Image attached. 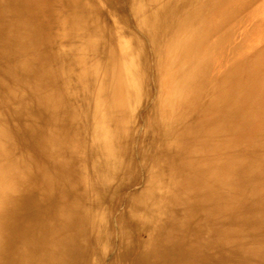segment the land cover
<instances>
[{"label": "bare ground", "instance_id": "6f19581e", "mask_svg": "<svg viewBox=\"0 0 264 264\" xmlns=\"http://www.w3.org/2000/svg\"><path fill=\"white\" fill-rule=\"evenodd\" d=\"M263 57L264 0H0V264H264L219 145Z\"/></svg>", "mask_w": 264, "mask_h": 264}, {"label": "rangeland", "instance_id": "374dc122", "mask_svg": "<svg viewBox=\"0 0 264 264\" xmlns=\"http://www.w3.org/2000/svg\"><path fill=\"white\" fill-rule=\"evenodd\" d=\"M231 74L240 79L241 85L236 81L231 86L234 94L231 102L223 105V118L219 122L220 179L224 200L232 198L235 203L242 202L248 175L258 174L264 164V57L242 59ZM236 88L239 89L235 93ZM242 91L245 100L238 103L235 97L238 99Z\"/></svg>", "mask_w": 264, "mask_h": 264}]
</instances>
